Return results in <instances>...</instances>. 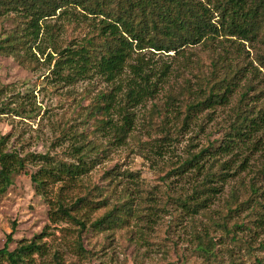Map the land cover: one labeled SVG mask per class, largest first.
<instances>
[{
	"label": "rangeland",
	"instance_id": "374dc122",
	"mask_svg": "<svg viewBox=\"0 0 264 264\" xmlns=\"http://www.w3.org/2000/svg\"><path fill=\"white\" fill-rule=\"evenodd\" d=\"M23 22L16 13L0 16V43L10 35L19 37L11 41L15 47L26 40ZM99 22L92 16L77 22L53 17L43 26H53L59 50L98 34ZM219 28V36L180 53L142 51L155 68L167 66L169 72L155 98L134 110L133 129L122 139L116 128L121 115L101 109L102 95L113 85L94 75L70 84L56 79L60 55L52 42L45 40L44 55L38 51L42 35L50 34L46 27L36 42L0 51V149L21 157L47 155L53 168L61 161L78 163L73 151L79 147L93 166L82 179L49 176L42 195L31 175L43 163L29 161L0 196V250L16 222L10 251L23 241L42 244L31 264L264 262V209L258 206L264 204V120L257 119L259 131L251 134L249 128L264 114V33L242 40ZM129 76L127 70L123 78ZM225 79L233 83L230 103L185 121L186 105L215 84L223 92ZM237 129L248 132L243 140ZM228 139H234L230 153L217 152ZM203 150V160L183 167ZM86 196L92 206H76ZM59 204L86 228L53 215ZM111 212L112 223L92 228Z\"/></svg>",
	"mask_w": 264,
	"mask_h": 264
},
{
	"label": "trees",
	"instance_id": "16d2710c",
	"mask_svg": "<svg viewBox=\"0 0 264 264\" xmlns=\"http://www.w3.org/2000/svg\"><path fill=\"white\" fill-rule=\"evenodd\" d=\"M78 8L82 11L76 13ZM217 12L218 17L221 18L218 24L213 22ZM10 13H16L25 19L22 23L25 26L22 28L24 34L21 39L26 40L17 42L16 47L28 46L31 39L36 42L43 29L45 27L48 29L46 32L50 34L48 36L43 34L38 45V51L43 55L45 51L42 46L45 40L51 41L53 48L56 45L54 32L51 29L53 26H43V22L53 17H65L76 22L83 18L88 19L90 16L100 18L99 24L94 26L96 31H99L98 34L84 39L81 44L59 50L54 48L57 51L54 53L59 54L60 58L54 64L53 75L56 79L69 84L91 75L99 76L112 84V91L102 95L104 106L101 109L107 110L108 113L116 110L121 115L120 124L116 125L120 139L126 137L133 129L134 110L155 98L159 93L161 80L167 77L169 72L167 66L161 70L155 68L141 54L142 51L148 49L180 53L187 46L198 45L207 38L219 36L220 25L228 30L230 36H237L242 40H252L264 33V0H206V2L205 0H0V16L5 17ZM18 38L14 35L5 38L0 43V51H15L17 48L15 43L11 44V41ZM134 54L135 64L132 63ZM15 55L19 54L16 52ZM50 58L54 59V56L50 55ZM260 59L264 65V55H261ZM127 70L132 76L123 78ZM220 83V87L225 85L223 92L217 89L219 84H215L208 94L201 93L186 105L185 110L188 113L185 121L192 120L194 113L230 103L233 83L227 79ZM260 110L264 112V108ZM259 116L251 120L249 126L251 134L259 131L260 122H257V119L264 120L262 111ZM246 133L248 132L237 129L235 135L243 140V137L247 136ZM233 143L234 139L226 140L217 152L230 153L234 147ZM206 151L194 155L193 159L186 161L183 167L193 165L194 159L203 160ZM73 155L79 158L78 163L61 161L52 168L51 158L47 155L21 157L18 152H6L0 149V196L14 184V178L24 172L29 161L43 163V168L31 175L36 190L42 195L46 193V181L49 176L60 179H63V176L75 180L82 179L93 166L83 157L79 147L74 149ZM244 163L247 161L245 160ZM201 167L202 165L198 169ZM92 203L93 200L86 196L78 199L76 206H92ZM258 206L264 209V204L259 203ZM52 214L63 215L76 221L82 229L86 228V223L72 215L70 209L63 204H59ZM259 215V221L264 226V212ZM111 216L112 212L96 220L92 228L104 227L107 223H112ZM16 228L17 223L14 222L12 232L7 236L4 248L0 250V264L4 261H8L9 264H31L33 254L42 248V244L34 239L31 242L23 241L15 251H10L9 245L13 242ZM256 263L264 264L260 259H257Z\"/></svg>",
	"mask_w": 264,
	"mask_h": 264
}]
</instances>
